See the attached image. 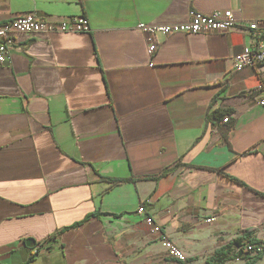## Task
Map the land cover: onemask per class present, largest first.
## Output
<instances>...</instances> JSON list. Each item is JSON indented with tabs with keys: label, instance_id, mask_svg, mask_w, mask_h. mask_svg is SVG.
<instances>
[{
	"label": "crops",
	"instance_id": "obj_1",
	"mask_svg": "<svg viewBox=\"0 0 264 264\" xmlns=\"http://www.w3.org/2000/svg\"><path fill=\"white\" fill-rule=\"evenodd\" d=\"M191 8L264 34V0H0V23L90 26L20 33L0 65V264H183L141 203L189 264L247 228L264 247V63L234 67L250 33L159 34L151 55L136 28Z\"/></svg>",
	"mask_w": 264,
	"mask_h": 264
},
{
	"label": "built area",
	"instance_id": "obj_2",
	"mask_svg": "<svg viewBox=\"0 0 264 264\" xmlns=\"http://www.w3.org/2000/svg\"><path fill=\"white\" fill-rule=\"evenodd\" d=\"M243 26L250 33L253 41L234 56V67L240 69L245 65H255L264 60L263 32L256 21L239 23L230 9L214 11L206 14L191 8L188 19L181 22L144 23L140 22L136 28L147 36L148 52L153 54L158 48L157 36L168 33H224L228 30ZM90 30L88 19L83 15H72L64 18H40L35 12L17 15L0 23V65L10 61V49L16 43V36L20 33H51L67 32L79 33ZM257 104L264 106V95L256 100ZM227 121V118H224ZM150 201V200H147ZM137 213L144 215L145 222L150 226L151 232L156 235L167 255L177 262L189 264L185 252L163 232L162 227L154 218L147 214L144 203L139 204ZM214 217L206 219L207 222ZM247 249H251L248 246Z\"/></svg>",
	"mask_w": 264,
	"mask_h": 264
},
{
	"label": "trees",
	"instance_id": "obj_3",
	"mask_svg": "<svg viewBox=\"0 0 264 264\" xmlns=\"http://www.w3.org/2000/svg\"><path fill=\"white\" fill-rule=\"evenodd\" d=\"M264 39V36H263ZM264 63V60L257 64ZM264 83V82H263ZM264 90V86H263ZM168 170L162 172V174L167 173ZM104 180H109L113 184H119L131 180L130 178H119V177H102ZM233 180L244 184L242 181L231 177ZM255 228H247L242 230L241 234L235 237L229 243L223 244L212 253V255L207 258L205 264H221L230 258H242L248 264H261L258 261L264 256V247L262 246V241L253 237V232ZM251 246V249H247Z\"/></svg>",
	"mask_w": 264,
	"mask_h": 264
},
{
	"label": "water",
	"instance_id": "obj_4",
	"mask_svg": "<svg viewBox=\"0 0 264 264\" xmlns=\"http://www.w3.org/2000/svg\"><path fill=\"white\" fill-rule=\"evenodd\" d=\"M32 242L34 243V241L32 240ZM27 245H30V244H28V242H27Z\"/></svg>",
	"mask_w": 264,
	"mask_h": 264
}]
</instances>
